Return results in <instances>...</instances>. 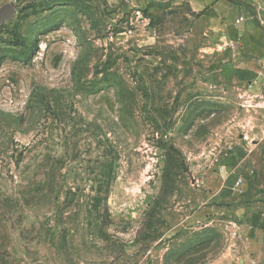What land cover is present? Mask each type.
Listing matches in <instances>:
<instances>
[{"label": "rangeland", "instance_id": "1", "mask_svg": "<svg viewBox=\"0 0 264 264\" xmlns=\"http://www.w3.org/2000/svg\"><path fill=\"white\" fill-rule=\"evenodd\" d=\"M7 2L0 264H264V83L225 70L251 4Z\"/></svg>", "mask_w": 264, "mask_h": 264}, {"label": "crops", "instance_id": "2", "mask_svg": "<svg viewBox=\"0 0 264 264\" xmlns=\"http://www.w3.org/2000/svg\"><path fill=\"white\" fill-rule=\"evenodd\" d=\"M207 3H213L216 7L221 0H205ZM193 3V1H192ZM204 3V2H203ZM248 9H243L240 14H247ZM238 30H233L229 33L233 49L229 50L231 57L234 60L227 61L225 64V70L227 71L230 78H243V80L248 79V81H255L257 83H264V71L259 69L255 59L251 57V53L254 48H256V42L259 40V35L261 34L262 29L258 27V24L252 20L247 19L246 21L239 24ZM258 37V38H257ZM240 46H243V49H238ZM228 50H226L227 52ZM264 51V46L262 47V53Z\"/></svg>", "mask_w": 264, "mask_h": 264}, {"label": "built area", "instance_id": "3", "mask_svg": "<svg viewBox=\"0 0 264 264\" xmlns=\"http://www.w3.org/2000/svg\"><path fill=\"white\" fill-rule=\"evenodd\" d=\"M251 5L247 11V14H241L236 17L235 23L240 24L247 19H252L260 26L264 27V7L257 5L256 3L252 2V0H245ZM261 60L264 63V51L261 55ZM242 183V179H238L236 182V186H240Z\"/></svg>", "mask_w": 264, "mask_h": 264}, {"label": "water", "instance_id": "4", "mask_svg": "<svg viewBox=\"0 0 264 264\" xmlns=\"http://www.w3.org/2000/svg\"><path fill=\"white\" fill-rule=\"evenodd\" d=\"M16 12V6L7 2L0 7V25L3 24L7 19H12Z\"/></svg>", "mask_w": 264, "mask_h": 264}]
</instances>
